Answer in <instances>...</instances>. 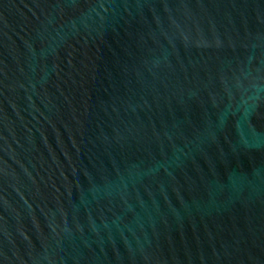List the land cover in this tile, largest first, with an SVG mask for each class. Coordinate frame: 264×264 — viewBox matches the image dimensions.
Listing matches in <instances>:
<instances>
[{
	"label": "water",
	"instance_id": "1",
	"mask_svg": "<svg viewBox=\"0 0 264 264\" xmlns=\"http://www.w3.org/2000/svg\"><path fill=\"white\" fill-rule=\"evenodd\" d=\"M0 264H264V0H0Z\"/></svg>",
	"mask_w": 264,
	"mask_h": 264
}]
</instances>
